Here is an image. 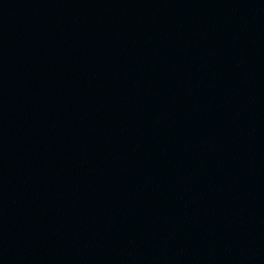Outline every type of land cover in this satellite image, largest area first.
<instances>
[{
    "label": "water",
    "instance_id": "water-1",
    "mask_svg": "<svg viewBox=\"0 0 264 264\" xmlns=\"http://www.w3.org/2000/svg\"><path fill=\"white\" fill-rule=\"evenodd\" d=\"M0 264H264V0H0Z\"/></svg>",
    "mask_w": 264,
    "mask_h": 264
}]
</instances>
